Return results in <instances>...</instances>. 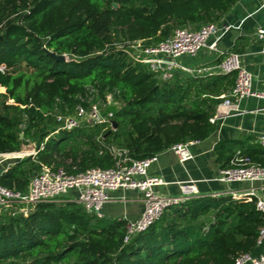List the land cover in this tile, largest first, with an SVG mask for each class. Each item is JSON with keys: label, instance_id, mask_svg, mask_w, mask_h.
<instances>
[{"label": "trees", "instance_id": "16d2710c", "mask_svg": "<svg viewBox=\"0 0 264 264\" xmlns=\"http://www.w3.org/2000/svg\"><path fill=\"white\" fill-rule=\"evenodd\" d=\"M237 1L0 0V154L36 151L0 169V186L25 193L41 165L70 175L112 168L109 146L144 160L208 138L218 97L234 75L160 81L126 50L217 23ZM105 94L116 104L109 109L113 130L87 123L61 129L56 116L73 115L89 98L104 102ZM235 153L225 155L221 170ZM241 153L264 167V152ZM63 197L26 216L0 214V264H234L255 251L264 227L253 197L193 196L125 241V220L96 218Z\"/></svg>", "mask_w": 264, "mask_h": 264}, {"label": "built area", "instance_id": "2783aa9c", "mask_svg": "<svg viewBox=\"0 0 264 264\" xmlns=\"http://www.w3.org/2000/svg\"><path fill=\"white\" fill-rule=\"evenodd\" d=\"M264 6V0H260ZM230 27L222 26V31H228ZM219 28L216 23H207L199 28L187 26L174 30L171 37L159 42L157 45L146 47L141 41L128 43L127 54L132 61L140 63L154 73L160 81H169L173 70L180 68L192 78L201 77L211 70L207 67L186 68L178 64L181 56H196L203 48L213 49L208 45L211 36L216 35ZM260 38L264 37V28L257 30ZM217 75H234V82L228 93L221 94L220 103L216 113L209 119L215 123L223 116L230 114V110H236V102L246 97H258L264 100V88L261 92L251 89L252 75L240 65L239 55L226 53L221 55L220 62L215 66ZM105 105V103H104ZM116 105V104H115ZM118 106V105H117ZM112 111L103 112L100 102L88 99V105H76L71 116H56V121L61 123V129L73 128L87 124H107L113 130ZM198 140H190L175 144L169 148L184 162L191 158L188 148L199 143ZM258 142L264 148V135ZM115 158V165L108 169L92 168L75 175L66 174L62 168L52 169L40 166L28 184L25 193H14L0 186V214L13 216H26L34 205L75 192V202L79 203L84 211L96 218H102V209L105 204L115 198L109 195L111 191H136L141 193L143 210L141 216L135 221H128L125 241L133 234L144 231L154 223L162 213L170 207L185 203L189 198L197 196V190L192 183H184L179 186L178 195H162L156 191V187L163 184L156 176L148 174V168L156 159V155L144 160H132L125 150L113 146L106 147ZM35 150L28 154H0V159H21L23 155L34 157ZM12 164V163H11ZM218 181L223 183H249L264 182V167L254 164L244 156L241 151H236L229 161L228 168L220 170ZM233 200L244 197H253L256 200V209L264 215V200L254 188L241 193L230 195ZM9 208L11 212L8 211ZM264 239V227L260 229L258 244ZM234 264H264V252L253 257L251 254H240Z\"/></svg>", "mask_w": 264, "mask_h": 264}, {"label": "crops", "instance_id": "0c3cea01", "mask_svg": "<svg viewBox=\"0 0 264 264\" xmlns=\"http://www.w3.org/2000/svg\"><path fill=\"white\" fill-rule=\"evenodd\" d=\"M216 24L219 32L208 40V45H213V49L206 47L196 56H181L177 60L180 66L186 68H210L209 73L192 78L177 68L172 72L171 81L180 84L188 78L210 83L222 81L225 76L217 75L214 68L220 62L222 54L232 52L239 55L240 65L252 75V91L261 92L264 88V37L260 38L257 30L264 28V6H261L260 0H238ZM222 26L230 29L224 32ZM231 88L226 87V92ZM236 106L237 111L231 109L230 114L215 121V130L208 138L188 148L190 159L180 162L177 155L169 149L156 155L155 161L148 168V174L162 180L163 184L155 188L158 193L178 195L181 184L192 183L197 196L201 197L228 196L254 188L264 200V182L223 183L217 180L225 164L226 154L231 155L235 151L246 153L249 149L264 152L258 142L259 137L264 135V100L250 96L236 102ZM218 147L224 158L218 159ZM109 195L115 199L104 205L103 219L135 221L141 216V193L117 190L109 192ZM65 196L75 200L74 191ZM263 252L264 239L251 255L256 257Z\"/></svg>", "mask_w": 264, "mask_h": 264}, {"label": "rangeland", "instance_id": "374dc122", "mask_svg": "<svg viewBox=\"0 0 264 264\" xmlns=\"http://www.w3.org/2000/svg\"><path fill=\"white\" fill-rule=\"evenodd\" d=\"M0 92L3 93V92H4V89L1 88V89H0ZM104 98H105V101H104V102H105V105H104V102H102L101 100H99V102H100V106L102 107V111H103V112H108V111L111 112V110H109V109H110L111 107L116 106V105H115V102L113 101V99H112V98L110 97V95H108V94H105V95H104ZM25 149H26V150H22L21 152H19V153H17V154H28L30 151H32V150H31L32 148H29V147H26ZM25 157H26V156L23 155V156L21 157V159H22V158H25ZM16 160H18V159H11V160L0 159V169H2V168H6L7 166L11 165V163H13V162L16 161ZM63 198H65V196H64ZM11 209H13V208H9L8 211L11 212Z\"/></svg>", "mask_w": 264, "mask_h": 264}, {"label": "water", "instance_id": "95a60500", "mask_svg": "<svg viewBox=\"0 0 264 264\" xmlns=\"http://www.w3.org/2000/svg\"><path fill=\"white\" fill-rule=\"evenodd\" d=\"M113 7H116V5L115 4H113ZM57 59H59V60H63V56H59V57H56ZM113 125V128H115L116 127V123L113 121V123H112ZM21 136V135H20Z\"/></svg>", "mask_w": 264, "mask_h": 264}]
</instances>
